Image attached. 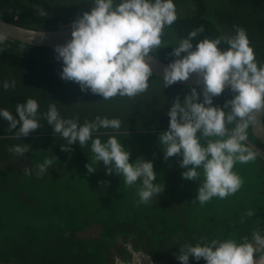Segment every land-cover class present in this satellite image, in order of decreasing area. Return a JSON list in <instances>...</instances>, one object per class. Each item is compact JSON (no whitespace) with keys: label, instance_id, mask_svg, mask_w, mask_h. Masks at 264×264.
<instances>
[{"label":"clouds","instance_id":"1","mask_svg":"<svg viewBox=\"0 0 264 264\" xmlns=\"http://www.w3.org/2000/svg\"><path fill=\"white\" fill-rule=\"evenodd\" d=\"M90 11L71 22V39L54 47L56 59L62 62L60 77L78 83L84 92L90 91L107 100L115 96L134 97L149 87L153 69L146 57L161 46L166 25L177 20L174 0H91ZM40 15L47 13L40 9ZM203 28H197L173 47L176 57L164 68V86L186 81L191 74L202 77L203 87H192L183 101L175 99L167 110L168 129L158 136L164 159L180 156L182 177L198 181L195 200L205 204L213 197L221 199L236 193L243 180L234 166L246 164L259 155L248 141V129L256 122L257 112L264 110V61L256 59L245 29L237 27L232 36L203 38L193 43ZM40 37L46 33L39 32ZM8 34L0 30V51ZM226 43V48L220 45ZM15 80L0 82V87H15ZM234 93L223 107L213 103L226 86ZM202 92L203 100L200 99ZM228 111H225V109ZM39 103L28 98L15 107V114L0 108V119L8 122L9 130L17 137H27L41 128L40 117L46 119L54 133L68 144L85 145L91 141L95 159L101 161L108 174L113 171L123 183L136 185L139 202L149 203L162 193L154 163L139 157L130 162V151L116 135L102 141L93 133L99 129L119 130L121 120L96 116L80 124L78 119L64 118L56 104L51 103L44 113ZM227 125H234L230 130ZM18 155L27 152L22 145L9 149ZM53 161L45 159L38 171L43 173ZM94 172L91 163L86 166ZM202 169V180L201 170ZM26 173L30 170L26 169ZM248 216L254 212L249 211ZM264 252V230L259 229L238 242L236 239H212L204 243H185L179 247L177 259L190 264V258L205 264H257L254 256Z\"/></svg>","mask_w":264,"mask_h":264},{"label":"rangeland","instance_id":"2","mask_svg":"<svg viewBox=\"0 0 264 264\" xmlns=\"http://www.w3.org/2000/svg\"><path fill=\"white\" fill-rule=\"evenodd\" d=\"M208 1L212 2L213 6V3L218 0ZM193 5L195 3L192 1L181 0L176 5L177 15L191 11L194 8ZM227 33L228 36L233 35L231 32ZM174 37L176 38V35ZM46 77L47 80L50 79V76ZM41 87L40 96H32L39 103L38 111L40 113L46 112L48 106L51 103H55L62 117L78 119L80 124L92 121L96 116L119 118L121 120V128L119 130H102V128L93 133V136H99L102 141H106L108 136L116 135L130 151V162L145 154L146 159L154 163V170L157 172V179L154 182H160L162 193L153 197L147 204L139 202L137 194L139 181L136 185L130 186L123 183V176L119 177L115 171L108 174L103 163L95 159V154L91 151V141L83 146L79 144L70 146L67 140L61 137L59 133L53 132L46 119L41 116L39 120L41 128H38L27 136L29 139H34L35 141H31L32 143H30L22 139L18 143L26 147L27 152L23 155H18L15 152H8V147H0V178L9 177L10 168H13L12 170L17 172L20 171L18 172L20 174L15 172V175L18 176L16 179L8 180L6 187L0 190V236L6 233L17 232L20 235L25 234L28 239L33 235L43 237V240L44 238L53 237L58 232L57 225L61 223L62 218L65 217V213L69 214L70 212L71 215H74L72 210L85 201H88L85 203L92 209L90 217L94 216V222L87 225L78 222L80 229L77 231V235L82 237L94 236L98 232H101L104 222H108L105 216H111L109 214H112L104 213L103 211L111 207H113V213L117 212V218L128 215L130 218L138 219V222L144 221L145 225H147V222L154 223V220H156L157 225L163 227L161 224L165 223V221L161 219L157 221L156 217L160 213L159 209L164 210L163 207L166 206L167 199L163 197L165 181L167 184L168 181H171L173 186L181 185L190 193L192 189H195L193 190V197L197 196L199 180L192 181L182 177V172L185 170L180 166L182 157L173 156L169 160L164 159L163 151L158 144V136L167 129L151 133L149 132L150 128H139L142 127L141 124L146 119H139L138 107L131 119L123 113L120 116L114 113L113 115L109 113L106 116L100 114V109H97L100 104L96 101L92 102L96 107H90L91 103H83L80 105L78 111H76L77 109L71 110L70 107L66 108L64 104L74 101L76 98L74 91H69V95L65 98L64 95H59L54 88L45 87L43 84H41ZM80 89V87H77L78 91ZM33 91L38 90L34 87ZM6 98L7 96H4L2 99L0 98V108H6L15 114L17 104L6 100ZM74 105H77V103H74ZM166 117L167 119H164L167 120L166 122L158 121V123L167 125L170 118L167 115ZM1 126L7 131L8 122L0 119V130H2ZM134 126L136 128H132ZM158 127L156 126V128ZM11 131L15 132V130ZM103 131H108L109 133H103ZM34 136H37V138L35 139ZM140 144L142 148H139ZM59 148L66 150L62 151ZM151 155L152 157H150ZM45 159H51L53 163L45 172L41 173L38 171L37 166ZM256 160H258V157ZM90 163L96 171H88L86 166ZM254 165L258 166V162L257 164L252 161L246 164L237 163L234 166V171L242 178L243 184L236 193L222 199V204H232L233 201L239 199V204L243 203L242 205L247 208L245 212H240L239 218L233 220V225H231H238L240 228L245 226V229H241L239 232L241 241L244 237L251 239L252 233L256 230H264V192H262L264 191V177H261L264 176V169L259 170ZM259 166L262 167L261 165ZM26 169L30 170V173H26ZM200 171V180H202V169ZM1 173L6 174L1 176ZM175 189L177 188H173V193H176ZM177 192H181V190L177 189ZM188 197H192V194L188 195ZM217 199L220 200L221 198L213 197L211 200L215 202ZM180 201L182 200L176 202L168 201V207H166L168 211L166 212H168V215L171 213L175 216L177 215L179 218H185L187 215V219L192 220L189 216L193 211L187 212L183 204H179ZM200 205L198 200H196V203L190 204L191 207H200ZM233 205L236 206V204ZM220 207L221 205H216L215 207L218 213L221 211ZM201 209L202 211L205 210V205ZM86 210L90 211L88 208ZM249 211L254 212V215L248 216L247 213ZM207 213H210V210H207ZM164 215L166 216V214ZM54 217H57V220ZM197 219L196 222L200 223ZM46 249L50 250L51 248L46 247ZM52 249L54 250L55 248ZM36 256L35 260L41 259L40 255L36 254ZM53 261H57V258L54 257ZM0 264H22V260L21 262L11 261L10 263L0 260Z\"/></svg>","mask_w":264,"mask_h":264},{"label":"trees","instance_id":"3","mask_svg":"<svg viewBox=\"0 0 264 264\" xmlns=\"http://www.w3.org/2000/svg\"><path fill=\"white\" fill-rule=\"evenodd\" d=\"M189 1L195 3V5H193L194 8L192 7L193 9L191 11L184 14L177 15V20L172 25L165 26L161 36V46L159 49L155 50L154 55L170 63L172 60L176 59V57L171 55L173 47L177 46L180 40L187 37L188 33L194 29L202 27L203 32L198 34L193 43L205 37L212 39L228 36L227 32H231L234 35L236 28L240 27L247 32L250 46L253 47L256 59L258 61H264V0H218L213 3V6L212 2L210 3L208 0ZM174 2L178 5L181 0H174ZM93 6L91 0H0V16L12 23L30 28L53 29L70 25L71 22L77 18L78 14L82 15L84 11H90ZM40 9H43L47 15L41 16ZM174 35H176V38ZM227 46L228 45L223 42L220 45L221 48H226ZM61 71L62 62L56 59L54 47L33 45L8 37L3 50L0 51V82L15 80L16 83L14 88L10 87L8 89H3L0 87V98L2 99L4 96H7L6 100L14 104L23 103L28 98H32V96L39 97L41 93L40 90L42 89L41 84H43L45 87L49 86L54 88L59 95H64L65 98L69 95V91H74L76 93L74 101L64 104L66 108L70 107L71 110L77 109L76 111H78L80 105L83 103H91L90 107H92L94 106L92 102L96 101L100 104L99 108L97 107V109H100V114L106 116L107 114L109 115V113L112 115L114 113L120 116L123 113L131 119L135 115V110L138 107L139 119H146V121L141 124L142 127L139 128H150L149 132L157 133L159 132L158 130L168 129L169 123L166 125L158 123V121H167L164 119H167V110L171 107L172 102L177 98L183 101L192 87L198 90H201L203 87V85H185L177 82L170 86H164L163 77L153 73L152 76L149 77V87L143 93L134 97L115 96L105 100L101 95L93 94L90 91L84 92L81 89L78 91L77 87H80V85L72 81L63 80L60 77ZM46 76H50V79L47 80ZM34 87L38 91H33ZM233 95L234 93L231 91V88L226 87L222 94L213 98V103L223 107L225 102L231 99ZM200 99L203 100L202 92L200 93ZM74 103H77V105H74ZM225 111H228V109L226 108ZM156 126L159 127L156 128ZM233 126L234 125H227L229 130ZM132 128H136V126ZM1 129L0 147H8L10 149L14 145L20 143L22 139L30 143H32L31 141H35L34 139H29V137H17L14 134L15 132L13 131V133L8 127L6 128L7 131L4 130L2 126ZM103 133L109 132L103 131ZM34 138L36 139L37 136H34ZM248 143L252 145L255 150H257L255 148L256 146L264 151V143L260 142L254 136L251 126L248 129ZM139 148H142L141 144ZM8 152L10 151L8 150ZM258 153V160L255 159L252 162L256 164L258 162V166H254L262 170L264 169V157L261 155L260 151H258ZM145 156V154L142 155V157L146 159ZM150 157H152V155ZM12 169L13 168L9 169V177L12 178H0V190L6 187L8 180H13L18 177L15 175L17 171ZM5 174L6 173H1V176ZM164 183L165 191L163 197L167 199V207L168 201L176 202L182 200L179 204H183L185 210L194 211L196 209L190 206V204L196 203V197H193V190L195 189H192L190 193L181 185L173 186L171 181H168V184L166 181ZM174 187L180 189L181 192H177V189H175L176 193H173ZM191 194L192 197H188V195ZM242 204L243 203L240 205ZM86 208V203L82 202L77 208L75 207L74 210H72L74 215H69L67 213L65 217H72V219L83 225L91 224L94 222V216L90 217L92 214L91 209L88 208L90 210L88 211ZM112 208L113 207L105 211L109 213L112 211ZM229 209L230 208H225V211L227 212ZM246 210L247 208L242 205L240 211L243 213ZM54 218L57 220V217ZM212 218H216V216L209 219ZM64 221H66V219H64ZM57 226L61 228L59 224ZM216 226L220 227L216 222L208 224V232ZM199 229H201V227H198V230ZM67 232V230H60L56 232L53 237L44 238V240L43 237H38V235H33L28 239L25 234L20 235V233L17 232L6 233L0 236V260L5 262L22 260V263H24L27 257L36 255V253L32 254L34 250L38 251L46 247L51 248L48 250V253H51L53 256L57 253L55 258H58L60 257L58 251L63 246L58 249L56 248L59 247ZM213 236L214 235H211L209 237L212 238ZM52 248L55 249L53 250Z\"/></svg>","mask_w":264,"mask_h":264},{"label":"flooded vegetation","instance_id":"4","mask_svg":"<svg viewBox=\"0 0 264 264\" xmlns=\"http://www.w3.org/2000/svg\"><path fill=\"white\" fill-rule=\"evenodd\" d=\"M255 148L263 156L261 148L256 146ZM222 202V199H217L215 202L210 200L203 204L206 207L203 211L201 209L202 204L200 207H195L196 210L189 216L192 220H188L187 215L185 218H179L171 213L168 215L166 212L168 209L165 206L163 207L164 210L159 209L160 213L156 217L157 221L160 219L165 221L161 224L163 227H159L155 222L156 220L154 223L150 222L151 225L149 222L145 225L144 221L138 222V219L130 218L128 215L117 218V212L111 211L109 212L112 213L109 214L111 216H105L108 222H104L101 232L89 237L77 235V231L80 229L78 221L67 216L62 218L61 223H59L61 228L58 226V231L67 230L68 232L63 237L59 247L56 248L63 246L62 250L58 251L60 257L57 258V261H53L57 253L53 256L51 253H47L46 248H42L32 252V254L40 255V260H35L37 256L33 255V257H27L22 264H181L177 255L179 247L185 243L194 245L198 242L204 243L212 239L226 238L242 242L239 232L241 229L244 230L245 226L241 228L238 225L231 226L233 225L232 221L239 218L242 205L239 204V199L233 201L232 204H222ZM216 205H221L219 213L215 209ZM89 207L87 205V208ZM225 208L230 209L226 212ZM207 210H210V213H207ZM186 211L188 212V210ZM103 212L107 213L106 211ZM66 215L67 213H65ZM69 215L71 214L69 213ZM214 216L216 218L209 219ZM196 218L200 223L196 222ZM214 222L220 227L216 226L208 232L207 225ZM198 227L201 229L195 230ZM211 235L214 236L210 238ZM33 258L34 262L32 261ZM190 264H205V261L203 258L200 261L190 258Z\"/></svg>","mask_w":264,"mask_h":264},{"label":"water","instance_id":"5","mask_svg":"<svg viewBox=\"0 0 264 264\" xmlns=\"http://www.w3.org/2000/svg\"><path fill=\"white\" fill-rule=\"evenodd\" d=\"M0 30H3L5 33H7L8 37L10 38L18 39L33 45L51 47L66 43L69 39H71L72 31L71 24L53 29H35L12 23L1 16ZM39 32L46 33V37L42 39L39 35ZM146 60L151 65L154 74L160 77L164 76V68L169 64L168 62L162 60L153 53H150L146 57ZM177 83L185 85H203L202 77L196 73L191 74L188 80L178 81ZM226 87L231 88L230 85ZM256 115V122L251 125L252 133L260 142L264 143V110L258 111ZM262 153L264 156L263 150ZM254 259L257 260V264H264V252L258 256H254Z\"/></svg>","mask_w":264,"mask_h":264},{"label":"crops","instance_id":"6","mask_svg":"<svg viewBox=\"0 0 264 264\" xmlns=\"http://www.w3.org/2000/svg\"><path fill=\"white\" fill-rule=\"evenodd\" d=\"M59 150H62V151H63V150H66V149L59 148ZM189 185H191V184L189 183ZM195 210H196V209H195ZM195 210H194V211H195Z\"/></svg>","mask_w":264,"mask_h":264}]
</instances>
